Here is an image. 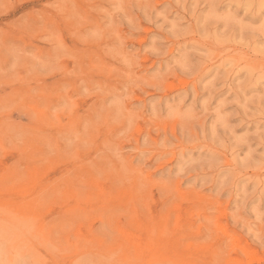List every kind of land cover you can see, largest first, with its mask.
<instances>
[{
    "label": "rangeland",
    "instance_id": "1",
    "mask_svg": "<svg viewBox=\"0 0 264 264\" xmlns=\"http://www.w3.org/2000/svg\"><path fill=\"white\" fill-rule=\"evenodd\" d=\"M0 264H264V0H0Z\"/></svg>",
    "mask_w": 264,
    "mask_h": 264
},
{
    "label": "bare ground",
    "instance_id": "2",
    "mask_svg": "<svg viewBox=\"0 0 264 264\" xmlns=\"http://www.w3.org/2000/svg\"><path fill=\"white\" fill-rule=\"evenodd\" d=\"M175 78H176V76H175ZM177 79V78H176ZM177 82V81H176ZM181 82V81H180ZM179 83V82H178ZM169 88V87H168ZM166 89V88H165ZM38 114V113H37ZM172 133V132H171ZM51 181V180H50ZM26 196V195H25ZM27 201V200H26ZM126 244V243H125Z\"/></svg>",
    "mask_w": 264,
    "mask_h": 264
}]
</instances>
